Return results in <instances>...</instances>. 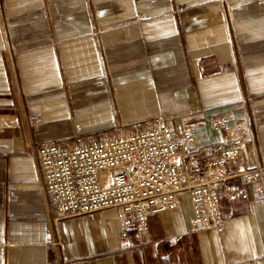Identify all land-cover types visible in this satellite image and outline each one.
I'll return each mask as SVG.
<instances>
[{
    "label": "crops",
    "instance_id": "crops-1",
    "mask_svg": "<svg viewBox=\"0 0 264 264\" xmlns=\"http://www.w3.org/2000/svg\"><path fill=\"white\" fill-rule=\"evenodd\" d=\"M223 116L253 133L243 170L264 167V0H0V264H264V175L220 185L222 234L184 194L127 238L113 209L54 224L41 183L37 142L163 121L210 146Z\"/></svg>",
    "mask_w": 264,
    "mask_h": 264
},
{
    "label": "built area",
    "instance_id": "built-area-1",
    "mask_svg": "<svg viewBox=\"0 0 264 264\" xmlns=\"http://www.w3.org/2000/svg\"><path fill=\"white\" fill-rule=\"evenodd\" d=\"M211 125L220 139L210 146L198 144L190 130L178 134L163 121L73 147L37 142L41 183L51 197V211L58 215L53 223L113 209L121 236L127 238L132 228L146 231L150 215L177 209L186 194L193 227L222 234L220 185L233 176L258 182L264 167L243 170L242 148L253 136L250 126L233 116Z\"/></svg>",
    "mask_w": 264,
    "mask_h": 264
}]
</instances>
